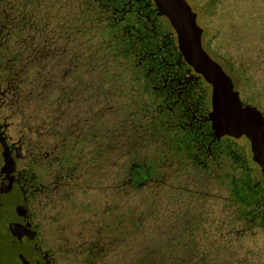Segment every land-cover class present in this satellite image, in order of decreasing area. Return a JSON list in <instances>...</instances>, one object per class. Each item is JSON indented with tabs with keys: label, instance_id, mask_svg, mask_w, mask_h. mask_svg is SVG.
<instances>
[{
	"label": "flooded vegetation",
	"instance_id": "flooded-vegetation-1",
	"mask_svg": "<svg viewBox=\"0 0 264 264\" xmlns=\"http://www.w3.org/2000/svg\"><path fill=\"white\" fill-rule=\"evenodd\" d=\"M248 4L0 0L13 264H264V26ZM168 7L193 15L187 36Z\"/></svg>",
	"mask_w": 264,
	"mask_h": 264
},
{
	"label": "water",
	"instance_id": "water-1",
	"mask_svg": "<svg viewBox=\"0 0 264 264\" xmlns=\"http://www.w3.org/2000/svg\"><path fill=\"white\" fill-rule=\"evenodd\" d=\"M162 1H168V2H171L172 0H162ZM172 8V7H170ZM168 7V11L166 13V15L168 17H170V19L172 20H175V24L178 23V25H183L184 27V32H185V35L187 36V33L186 32H189L188 30V26L189 25H194V20L192 18L191 20V16H193L191 13L189 12H180L179 10L175 11L174 9L175 8H172L170 9ZM180 8V7H178ZM191 15V16H190ZM183 34V31H182V28H181V35Z\"/></svg>",
	"mask_w": 264,
	"mask_h": 264
},
{
	"label": "trees",
	"instance_id": "trees-1",
	"mask_svg": "<svg viewBox=\"0 0 264 264\" xmlns=\"http://www.w3.org/2000/svg\"><path fill=\"white\" fill-rule=\"evenodd\" d=\"M251 2V4H250ZM255 3V4H253ZM253 6H255L256 9V15L258 17V21L260 26H264V0H249V4L247 7V12L245 14L251 15V10L253 9Z\"/></svg>",
	"mask_w": 264,
	"mask_h": 264
},
{
	"label": "rangeland",
	"instance_id": "rangeland-1",
	"mask_svg": "<svg viewBox=\"0 0 264 264\" xmlns=\"http://www.w3.org/2000/svg\"><path fill=\"white\" fill-rule=\"evenodd\" d=\"M9 247L0 242V264H13L11 261L12 258H15L12 249L9 251ZM10 256V257H9Z\"/></svg>",
	"mask_w": 264,
	"mask_h": 264
}]
</instances>
